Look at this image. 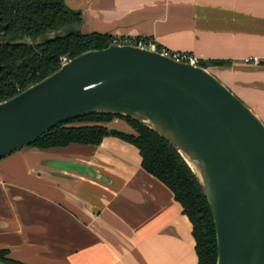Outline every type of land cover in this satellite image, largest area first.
Returning a JSON list of instances; mask_svg holds the SVG:
<instances>
[{
  "label": "crops",
  "instance_id": "crops-1",
  "mask_svg": "<svg viewBox=\"0 0 264 264\" xmlns=\"http://www.w3.org/2000/svg\"><path fill=\"white\" fill-rule=\"evenodd\" d=\"M65 2L82 11L84 33L154 40L207 61L264 121V0ZM107 125L133 132L118 118ZM0 250L26 264L199 263L174 193L143 168L135 145L113 136L0 160Z\"/></svg>",
  "mask_w": 264,
  "mask_h": 264
},
{
  "label": "water",
  "instance_id": "water-1",
  "mask_svg": "<svg viewBox=\"0 0 264 264\" xmlns=\"http://www.w3.org/2000/svg\"><path fill=\"white\" fill-rule=\"evenodd\" d=\"M89 114L132 118L181 155L212 209L217 264H264V121L208 67L133 44L88 50L0 102V160Z\"/></svg>",
  "mask_w": 264,
  "mask_h": 264
},
{
  "label": "trees",
  "instance_id": "trees-1",
  "mask_svg": "<svg viewBox=\"0 0 264 264\" xmlns=\"http://www.w3.org/2000/svg\"><path fill=\"white\" fill-rule=\"evenodd\" d=\"M0 20L7 25L0 33V102L55 73L62 67L64 57L73 59L88 50L104 49L113 40L110 34L84 33L78 29L83 21L82 11L70 8L65 0H0ZM208 64L200 61L204 67ZM117 118L127 122L133 132L107 125ZM110 136L135 145L140 150L143 168L174 193L193 224L198 264H217L216 226L205 193L181 155L152 129L129 117L89 114L56 126L30 146L41 149L70 144L96 146ZM8 254V250H0V260L26 264L9 258Z\"/></svg>",
  "mask_w": 264,
  "mask_h": 264
},
{
  "label": "built area",
  "instance_id": "built-area-1",
  "mask_svg": "<svg viewBox=\"0 0 264 264\" xmlns=\"http://www.w3.org/2000/svg\"><path fill=\"white\" fill-rule=\"evenodd\" d=\"M112 43L114 44H133L138 45L141 47L149 48L153 51H157L162 53L163 55L173 57L174 59L178 61H184L188 62L193 65H200L201 59L198 58L196 55L189 53V52H175L168 48H165L161 46L157 41L154 40H147V39H131V38H125V39H119V38H113ZM70 59L67 57L63 58V64L68 62ZM245 62H253L255 64L261 63V59L259 57H251L246 58Z\"/></svg>",
  "mask_w": 264,
  "mask_h": 264
},
{
  "label": "rangeland",
  "instance_id": "rangeland-1",
  "mask_svg": "<svg viewBox=\"0 0 264 264\" xmlns=\"http://www.w3.org/2000/svg\"><path fill=\"white\" fill-rule=\"evenodd\" d=\"M78 29H81V27H79ZM207 67H210V66H209V64H208V66H207ZM116 122H117V123H119V121H116Z\"/></svg>",
  "mask_w": 264,
  "mask_h": 264
}]
</instances>
